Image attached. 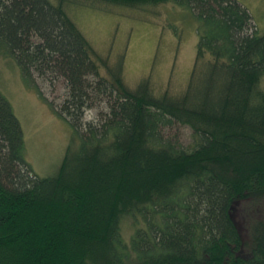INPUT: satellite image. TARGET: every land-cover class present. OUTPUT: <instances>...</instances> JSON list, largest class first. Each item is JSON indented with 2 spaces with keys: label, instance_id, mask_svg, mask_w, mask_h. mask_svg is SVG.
<instances>
[{
  "label": "trees",
  "instance_id": "1",
  "mask_svg": "<svg viewBox=\"0 0 264 264\" xmlns=\"http://www.w3.org/2000/svg\"><path fill=\"white\" fill-rule=\"evenodd\" d=\"M172 2L197 19L184 90L131 87L70 5ZM0 55L24 79H63L53 108L74 138L56 174L34 173L21 119L0 90V264H264V213L248 237L234 216L264 206V32L238 0H0ZM108 105L99 120L85 112ZM192 129L185 146L166 134ZM132 217L128 240L122 225Z\"/></svg>",
  "mask_w": 264,
  "mask_h": 264
},
{
  "label": "rangeland",
  "instance_id": "2",
  "mask_svg": "<svg viewBox=\"0 0 264 264\" xmlns=\"http://www.w3.org/2000/svg\"><path fill=\"white\" fill-rule=\"evenodd\" d=\"M247 7L260 31L264 32V0H238ZM71 15L98 52L124 63V77L131 87L146 78L161 90H184L195 62L198 44L197 19L184 6L165 2L139 7L111 5L90 7L70 5ZM38 86L28 83L12 57L0 55V90L12 103L21 119L26 141V156L39 176L57 173L74 129L67 118L53 108L62 103L66 82L36 78ZM51 102V103H50ZM108 112V105L97 102L85 112L86 120H99ZM166 134L185 146L192 142V129L176 124ZM264 213V206L243 200L234 209V216L243 236L248 237L253 218ZM135 220L125 217L122 225L128 240L136 230Z\"/></svg>",
  "mask_w": 264,
  "mask_h": 264
}]
</instances>
